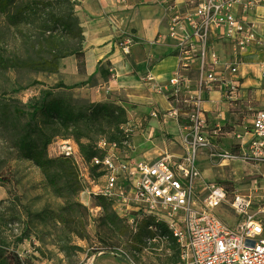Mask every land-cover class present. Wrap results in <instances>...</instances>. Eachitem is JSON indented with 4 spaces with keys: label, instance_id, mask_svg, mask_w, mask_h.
<instances>
[{
    "label": "built area",
    "instance_id": "built-area-1",
    "mask_svg": "<svg viewBox=\"0 0 264 264\" xmlns=\"http://www.w3.org/2000/svg\"><path fill=\"white\" fill-rule=\"evenodd\" d=\"M69 1L77 6L80 0ZM184 3L186 8L175 12L167 32L158 37L174 41L177 69L165 84L152 72L143 79L147 87L164 95L171 104L163 115L176 121L183 152H165L138 161L129 153L132 129L124 124V140L118 143L101 139V154L90 161L85 160L73 139L59 140L55 153L49 151V155L71 158L88 194L109 199L114 212L134 231L141 220L151 219L149 229L153 235L145 239L147 251L171 254L175 245L179 251L176 264H264V221L251 214V197L236 193L228 198V189L206 178L197 164L199 152L211 149L214 151L210 155L225 160L264 166V108L256 110L251 130L246 132L247 140L241 134L237 136L240 147L234 152L218 148L226 125L217 122L210 129L204 106L205 95L213 89L219 88L223 96L232 98L242 87L239 68L247 54L262 55L258 79L264 82V0ZM133 43L129 35L118 46L128 55ZM219 44L230 51L225 49L221 54ZM152 116L160 118L156 111ZM226 203L233 211L234 224L217 213ZM96 208L97 212L102 210ZM159 224L165 225L167 232ZM110 251L129 264H143L135 251L120 246Z\"/></svg>",
    "mask_w": 264,
    "mask_h": 264
},
{
    "label": "rangeland",
    "instance_id": "rangeland-1",
    "mask_svg": "<svg viewBox=\"0 0 264 264\" xmlns=\"http://www.w3.org/2000/svg\"><path fill=\"white\" fill-rule=\"evenodd\" d=\"M226 49L227 52L230 51L228 47ZM259 56L262 58V55ZM258 74L259 71H249L246 77L252 79L251 83L240 88L232 98L223 97L229 102L230 108L228 119L221 122L226 127L219 136V149L238 152L240 139L237 136H247L246 132L251 130L256 110L264 108V82L258 83ZM48 77V74L33 72H10L6 77H0L2 104L18 101L17 104L24 111L19 114L20 120L27 121L30 111L27 104L41 98L44 91L54 89L56 83ZM33 80L39 83L28 85ZM20 86L24 88L19 89ZM54 92L56 95L72 96L81 102L90 101L77 95L75 89L59 88ZM145 92L143 86H138L129 94L119 93L117 99L110 102L127 109L126 124L132 129L135 138L146 136L150 139V145L145 148H162L163 145L161 154L182 153L179 127L175 120L164 117L167 110L158 102V99L167 101V98L161 94L164 98L159 96L155 103L149 102ZM228 94L230 93L227 92ZM12 111V108L9 112H2L0 109V247L8 252L19 253L33 264H129L124 257L116 256L110 250L118 246L128 251L134 250L130 230L120 236L106 232V228L100 223L104 212H97L95 198L85 189L79 192L73 204H67L47 185L38 167L18 156L16 141L19 130L9 121L16 117ZM154 111L160 116L159 119L152 116ZM214 121L210 119V125ZM109 133L95 136L93 142L96 143L102 137L109 138ZM61 139L62 137L53 139L48 153H55L57 142ZM137 150L136 155L141 161V150L139 147ZM213 151L209 149L199 152L197 164L204 176L224 185L229 191L230 199L236 193L250 196L253 200L251 214L264 221V212H260L264 210V166L240 160H225L217 155H210ZM217 213L228 223H235L229 203L218 208ZM77 223L80 224L79 235L70 232L71 227ZM24 230H27L29 237L18 243ZM140 253L139 260L143 264H175L172 256L167 253L155 255L146 249ZM173 256L176 257L175 254Z\"/></svg>",
    "mask_w": 264,
    "mask_h": 264
},
{
    "label": "trees",
    "instance_id": "trees-1",
    "mask_svg": "<svg viewBox=\"0 0 264 264\" xmlns=\"http://www.w3.org/2000/svg\"><path fill=\"white\" fill-rule=\"evenodd\" d=\"M84 41L76 4L69 0H0V77H6L10 72L55 74L60 71L62 60L72 55L77 58L80 73H84ZM33 83L39 81H29L28 85ZM79 84L68 86L58 81L54 89L44 91L41 98L27 104L30 111L25 122L20 120L19 114L24 111L17 104L18 101L3 105L0 100L2 112H9L12 108L16 116L9 121L19 130L16 141L18 156L38 167L47 185L67 204H73L84 189V183L71 158L49 155L48 149L53 139L62 137L75 140L85 160L90 161L101 154L98 147L101 139L118 143L124 140L121 127L128 121L127 109L123 105L110 101L81 102L72 96L56 95L54 92L59 88L73 89ZM108 132L109 138L102 137L96 143L93 142L95 136H103ZM95 202L104 212L100 223L106 232L120 236L130 230L131 241L135 246L130 252L141 254L146 237L153 235L149 229L152 220L144 218L139 222L137 231H134L126 219L114 212L109 199L97 196ZM79 226L77 223L70 232L79 235ZM159 226L163 232H167L165 225ZM26 231L21 233L18 243L29 237ZM173 249L175 253L178 251L175 245ZM0 264L33 263L19 253L8 252L0 247Z\"/></svg>",
    "mask_w": 264,
    "mask_h": 264
},
{
    "label": "crops",
    "instance_id": "crops-1",
    "mask_svg": "<svg viewBox=\"0 0 264 264\" xmlns=\"http://www.w3.org/2000/svg\"><path fill=\"white\" fill-rule=\"evenodd\" d=\"M185 0H80L76 6L85 41L86 69L80 73L76 56H68L62 60L58 73L48 74L55 83L61 81L73 88L77 95L86 97L92 102H105L117 99L119 93H130L138 86H143L149 102H154L160 93L145 85V75L152 72L162 83H167L178 66L175 56V44L167 36L158 38L167 32V26L177 10L186 8ZM132 36L134 43L130 54L125 55L118 43L126 36ZM220 53L226 47L217 45ZM257 54H247L240 65L242 87L251 83L246 75L249 71H259ZM48 77V78H49ZM85 84H81V83ZM259 83V82H258ZM221 89L216 88L205 95L204 104L209 119L210 129L217 122L228 119L230 104L223 98ZM164 98V97H163ZM120 103V101H118ZM132 102V99H131ZM160 106L170 109L169 101L158 99ZM210 119H214L210 125ZM226 125V124H224ZM144 138V139H143ZM132 137L129 153L139 159L136 152L141 150L143 160H151L161 154L162 148H145L149 144L148 137ZM151 142H154L153 140ZM139 161V160H138ZM174 246V245H173ZM172 246L174 263L179 262V251L175 253ZM168 261V259H166Z\"/></svg>",
    "mask_w": 264,
    "mask_h": 264
}]
</instances>
